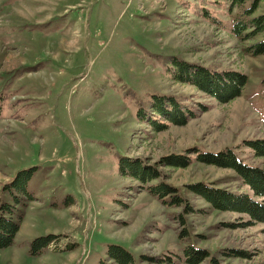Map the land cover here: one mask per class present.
Returning <instances> with one entry per match:
<instances>
[{"label": "rangeland", "instance_id": "rangeland-1", "mask_svg": "<svg viewBox=\"0 0 264 264\" xmlns=\"http://www.w3.org/2000/svg\"><path fill=\"white\" fill-rule=\"evenodd\" d=\"M247 5L0 0V203H12L3 186L34 169V200L17 206L12 218L22 214L20 228L0 249V264H100L109 245L125 248L137 264H187L190 246L217 264H264V223L243 226L244 216L212 209L189 188L248 192L232 169L195 161L159 166L181 206L161 203L118 171L122 156L154 164L193 148H232L244 163L264 168V156L246 144L264 139V53L249 50L261 36L232 31L249 20ZM260 13L264 0L254 15ZM172 58L236 71L247 82L240 96L221 102L173 79ZM153 94L179 98L194 116L154 130L136 117L138 107L149 114ZM46 235L56 238L33 254L32 240Z\"/></svg>", "mask_w": 264, "mask_h": 264}, {"label": "trees", "instance_id": "trees-1", "mask_svg": "<svg viewBox=\"0 0 264 264\" xmlns=\"http://www.w3.org/2000/svg\"><path fill=\"white\" fill-rule=\"evenodd\" d=\"M228 1L231 8L248 4L242 9V15L249 20L236 24L232 31L237 36L244 32L242 39H250L260 35L261 39L251 45L249 50L254 55L263 54L264 13L254 15L263 0ZM170 65L169 71L173 79L192 85L221 102L240 96L247 82V76L236 71H213L207 67L176 58L171 59ZM148 108L149 114H145L144 108L138 107L136 117L139 121L150 124L157 131L166 129L169 124L183 125L194 116L192 109L186 103L172 95H151ZM246 144L250 146L257 157L264 156V139L247 141ZM188 154H194V156L191 157ZM192 161L232 169L241 184L248 189V192L235 193L224 188L194 183L189 186L193 193L206 201L214 210L230 211L244 216L246 220L242 223L243 226L264 223V168L244 163L232 148L217 152H201L193 148L187 154L165 156L154 164H146L144 160L138 157L122 156L119 158L118 171L122 176L138 181L140 188L146 189L161 203L169 206H181L184 203L183 199L174 195L176 189L162 180L164 175L159 170V166L184 168ZM33 172V168L23 169L17 172L8 184L3 186V191H7L11 195L12 203H0V249L7 248L14 243L20 228L22 214L16 219L12 218L17 206L19 204L25 206L34 200L33 195L28 190ZM154 180L159 182L150 184ZM166 197H170V200L166 201ZM183 207L184 212L190 210L186 205ZM55 238L56 235L35 238L31 242V252L40 254ZM184 254L187 264H202L205 260H209V264H217L216 260L210 258V254L204 249L190 246L184 250ZM100 264L137 263L134 256L122 246L109 245L107 262L101 261Z\"/></svg>", "mask_w": 264, "mask_h": 264}]
</instances>
